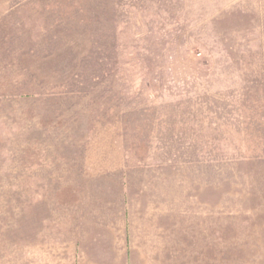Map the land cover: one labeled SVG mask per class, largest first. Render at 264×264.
Instances as JSON below:
<instances>
[{
  "label": "rangeland",
  "instance_id": "1",
  "mask_svg": "<svg viewBox=\"0 0 264 264\" xmlns=\"http://www.w3.org/2000/svg\"><path fill=\"white\" fill-rule=\"evenodd\" d=\"M0 230L264 264V0H0Z\"/></svg>",
  "mask_w": 264,
  "mask_h": 264
},
{
  "label": "crops",
  "instance_id": "2",
  "mask_svg": "<svg viewBox=\"0 0 264 264\" xmlns=\"http://www.w3.org/2000/svg\"><path fill=\"white\" fill-rule=\"evenodd\" d=\"M9 233V234H8ZM41 233V232H40ZM39 233V234H40ZM14 236L12 231L0 230V237ZM20 236V235H19ZM18 236V237H19ZM21 237H25L21 233ZM22 239L21 245L14 244V241L5 239L0 241V264H75L74 262H64L61 255L54 253V250L45 251L44 253L32 248L28 240L24 242ZM32 250V251H31ZM17 253V254H16ZM78 264H109L107 262H78ZM117 264H125L124 262H117Z\"/></svg>",
  "mask_w": 264,
  "mask_h": 264
}]
</instances>
